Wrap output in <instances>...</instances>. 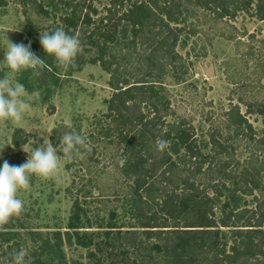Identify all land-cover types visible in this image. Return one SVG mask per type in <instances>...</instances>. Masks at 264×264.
I'll list each match as a JSON object with an SVG mask.
<instances>
[{
	"label": "trees",
	"instance_id": "trees-1",
	"mask_svg": "<svg viewBox=\"0 0 264 264\" xmlns=\"http://www.w3.org/2000/svg\"><path fill=\"white\" fill-rule=\"evenodd\" d=\"M57 1L64 11L60 15L61 26L49 31L59 27L80 41L77 54L67 64L69 69L75 71L85 63H98L109 73L108 86L112 92L106 99L104 116L110 119L111 124H107L105 129L107 132L111 129L116 131L118 143L114 144L121 149L120 166L125 177L133 178L131 193L124 200L123 210L135 219L136 226L141 228L146 238L158 239L142 247V242H136L132 236L127 237V242H122L121 235L126 236V231L122 233L117 229L116 235L109 237L111 229L106 230L108 240L103 252L110 248L106 256L112 257L111 264H240L245 257L257 254L264 258V199L255 202L251 210L247 206L241 207L235 194L237 189L243 194L251 193L252 189H247V184L253 185L252 188L261 186L260 173H264V103L247 102L245 113H240L234 106L226 111L227 126H232L234 136L254 144V150L233 175L238 164L232 162L235 150L229 142L232 138L226 136L218 140L211 136V150L203 152L194 139L192 127L183 119L176 118L172 122L164 119L172 111L162 82L165 72H169L180 57L175 50L179 37L183 32H194V28H189L192 25L190 18L199 19L198 16L202 15L214 21H227L244 12L251 18L264 20V0H107V4L101 7L103 14L99 13L93 0ZM3 3L0 0V5ZM37 8L47 13L41 4H37ZM127 34L131 37H126ZM120 44L135 48L134 58L132 51H125L115 58L112 50ZM33 47L36 55L49 63V55L44 54L40 45L34 43ZM132 69L139 72L130 73ZM251 112L261 118L263 130L260 136L255 135L245 116ZM57 139L51 136L54 146ZM160 140L166 144L157 150L156 144ZM25 142L26 134L15 129L11 143L19 146ZM167 142H171L170 146ZM173 154L178 156L177 160ZM178 159L185 161L183 168L178 165ZM5 160L10 165L23 163L19 153L8 154ZM175 173L179 174L178 178H175ZM195 177L197 180L207 179L214 194L208 193L207 184L201 188L195 185ZM155 183L161 185L155 186ZM169 184L172 185L170 192ZM177 186L183 193L175 198L173 192ZM155 204L158 211H163L162 215L156 214V208L152 209ZM81 210L74 198L63 236L55 230L50 236L38 238V246L29 252L27 264H67L63 246L64 243L70 244L72 237L78 245H94L100 250L99 243L93 239L94 233L87 234V230H83L88 226L81 224ZM215 210L219 213L217 217H214ZM110 215L112 217L113 213ZM9 221L10 218L0 222V250L2 244L19 235L4 230L11 227ZM106 227L114 225L109 222ZM222 228L231 230L230 237ZM232 237L234 242L228 246V253L226 238ZM130 248L133 252L129 251ZM153 251L156 256L152 255ZM127 253L133 254L134 259H130ZM87 256H95L94 251H89ZM256 263L264 264L258 260Z\"/></svg>",
	"mask_w": 264,
	"mask_h": 264
},
{
	"label": "rangeland",
	"instance_id": "rangeland-1",
	"mask_svg": "<svg viewBox=\"0 0 264 264\" xmlns=\"http://www.w3.org/2000/svg\"><path fill=\"white\" fill-rule=\"evenodd\" d=\"M3 1L0 5V35L7 33L8 39L13 43L30 44V49L35 54L33 44H39V32L61 26L60 15L64 11L57 0ZM37 4H41L47 13H42ZM93 4L103 14L101 7L107 4V0H93ZM198 18L189 19L192 23L189 28H194V32L181 34L175 47L180 57L169 68L170 71L164 73V94L167 95L172 111L164 119L167 122L177 120L176 118L183 119L192 127L194 139L203 152L211 150V136L218 140L231 137L229 142L235 148L232 162L238 164L232 172L235 175L244 159L254 150V144L234 136L232 126H227L225 114L232 106L238 107L240 113H245L247 102L264 103V20L251 18L244 12H239L233 20L227 21H214L202 15ZM126 37L131 36L127 34ZM5 45L6 41L0 40V59H3L2 49ZM135 47H138L137 43ZM134 49L120 44L116 49L114 47L112 53L116 58L125 51H132L134 58ZM48 62H44L38 69V75L28 69L18 72L14 78L24 85L30 108L20 125L0 120V162L5 160L6 155L13 153H19L24 162L27 158L25 152L42 143L41 133H44L50 143L51 136L58 138L57 144L53 146L57 147L60 164L49 178L30 175L27 186L18 190L17 196L22 201V209L9 217L11 227L4 230L19 235L2 244L0 264H13V254L21 250L27 260L29 252L38 246V238L50 236L55 230H59L63 236L74 198L82 208L81 224L88 226L83 230H87V234L94 233L93 239L101 249L97 250L94 245H78L72 237L71 243H64L63 246L67 264H111L112 257L106 256V251L110 248L107 247L103 252L108 240L106 230L111 229L109 237L116 235L114 232L117 229L122 233L126 231L128 233L126 236L121 235V241L127 242L132 236L136 242H142V247L149 246L158 239L146 238L141 228L136 226L135 219L123 210L124 200L131 193L133 178L125 177L120 166L121 149L114 144L118 143L116 131L111 129L107 132L105 129L107 124H111L110 119L104 116L107 112L106 99L112 92L108 86L109 73L98 63H85L74 71L67 64L57 63L50 55ZM129 72L139 71L133 72L132 69ZM7 73L8 69L0 64V77ZM22 77L24 79L21 81ZM245 116L255 135L260 136L263 130L260 116L255 112L246 113ZM17 128L26 134V142L14 146L11 135ZM66 132L85 138V144L73 150L71 159H67L61 142V137ZM170 143L167 142V145L170 146ZM181 153L182 151L179 155ZM172 157L177 160L178 156L173 154ZM183 159L190 164L186 158ZM185 161L178 159L180 168H183ZM177 175L179 176L175 173ZM260 175L259 188H252L253 185L247 184L246 188L252 189L251 193L243 194L239 189L235 191L241 207L247 206L253 210L255 202L264 199V173L261 172ZM194 180L199 188L204 187L208 181L204 178L197 180L196 177ZM160 183L154 185H161ZM226 184L231 187L228 182ZM209 185L208 183L206 190L210 195L214 194ZM171 186L168 185V191ZM177 187L173 192L175 198L183 193L182 188ZM155 208H158L157 205H152V209ZM110 213H113L112 217ZM156 214L162 215L163 211L157 209ZM218 215L215 210L214 217ZM109 222L114 227H106ZM222 231L226 236L231 234L230 229L222 228ZM226 240L225 249L230 253L228 246L234 242V238ZM114 246L117 244L114 243ZM92 250L95 256L88 257L87 254ZM129 251L133 252L131 248ZM154 253L156 252L153 251L152 255L156 256ZM133 256L128 254L132 260ZM136 259L139 260L140 257ZM257 260L264 262L263 256L257 254L245 257L239 263L257 264Z\"/></svg>",
	"mask_w": 264,
	"mask_h": 264
},
{
	"label": "clouds",
	"instance_id": "clouds-1",
	"mask_svg": "<svg viewBox=\"0 0 264 264\" xmlns=\"http://www.w3.org/2000/svg\"><path fill=\"white\" fill-rule=\"evenodd\" d=\"M39 33V45L45 55L52 56L61 65L72 62L80 48V41L75 35H69L59 27ZM0 40L6 41L0 64L8 69L7 75L0 77V120L20 125L24 122L30 103L26 98L24 85L14 78L18 72L28 69L38 75V69L44 65V61L31 51L30 44L13 43L8 39L7 33L0 35ZM41 139L42 143L25 152L27 158L23 163L10 165L7 160L0 162V222H6L9 217L21 211L22 201L17 192L27 186L30 175L49 178L59 167L57 147L49 142L44 133H41ZM61 142L67 159H71L73 150L77 146H83L85 138L66 132L61 137ZM165 144L164 140L158 141L157 150L163 149ZM13 264H27L24 251L13 254Z\"/></svg>",
	"mask_w": 264,
	"mask_h": 264
}]
</instances>
